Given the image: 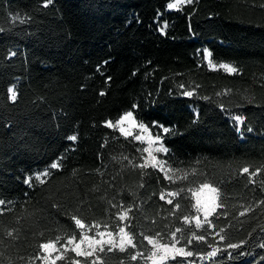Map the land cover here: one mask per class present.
I'll use <instances>...</instances> for the list:
<instances>
[{
    "label": "trees",
    "instance_id": "trees-1",
    "mask_svg": "<svg viewBox=\"0 0 264 264\" xmlns=\"http://www.w3.org/2000/svg\"><path fill=\"white\" fill-rule=\"evenodd\" d=\"M172 1L0 0V264H36L41 243L79 239L73 216L99 231L127 225L135 238L124 252L78 259L86 264H144L131 259L150 248L143 236L170 244L177 227L179 246L194 255L166 264H264V0L168 11ZM205 49L236 72L208 69ZM128 111L164 138L176 177L140 168L141 146L104 126ZM233 115L244 118L242 134ZM57 160L45 183H24ZM205 182L219 189L220 207L214 228L196 229L183 217L198 215L191 191ZM168 191L180 192L172 204ZM127 209L122 223L117 213ZM212 248L216 258H197Z\"/></svg>",
    "mask_w": 264,
    "mask_h": 264
},
{
    "label": "snow or ice",
    "instance_id": "snow-or-ice-1",
    "mask_svg": "<svg viewBox=\"0 0 264 264\" xmlns=\"http://www.w3.org/2000/svg\"><path fill=\"white\" fill-rule=\"evenodd\" d=\"M52 3V0H47V2L44 4V7H47L48 4ZM193 3V0H175V3H169L167 5L168 9H176V10H180V6L184 5V4H191ZM13 20H16V17H13ZM20 23H25L26 20H20ZM167 25L165 24L163 28L160 29L161 33L163 34L164 32V28H166ZM15 53H13L14 55ZM211 56V53L205 49L204 50V59L208 60L209 57ZM211 67H215V65H212L210 63ZM220 68L225 69L227 72L229 73H234L236 72V69L234 67H231L227 64H220L219 65ZM133 75H135V73H133ZM110 79V78H109ZM180 87L183 89L184 85L181 84ZM9 93L11 94V100L15 101L16 100V93H15V89L14 88H9L8 89ZM105 93L101 92L100 95L103 96ZM182 95L186 96V97H192L194 95L193 91H188L185 90L182 92ZM219 95V94H218ZM136 105H133V108H135ZM221 107V111H225V108L223 105L220 106ZM231 119H233L236 124H235V130L238 133H241V128L239 127V125L244 123V118L242 115H233L231 116ZM125 121H129L132 123H135L136 126H138L139 129H141L143 132H148L149 128L143 123V122H136L135 118L133 116V112L128 111L125 112L123 115H121L119 117V119L115 122V124L112 123V121H106L104 123L105 127H109V128H115L118 125H123ZM155 127H162L159 124H154ZM120 132L121 134L124 135H131V133H126L125 129L123 127H120ZM247 131L251 132L252 128H248ZM163 132L164 133H168L169 132V128L167 127H163ZM135 139L137 141H140L142 139L141 136L137 135L135 136ZM163 137H161L160 135H156L155 137H150V141H149V145L148 147H144L142 149V151L144 153H147L148 156L144 158V163L140 164L139 167L140 168H145L146 166H151L153 168H157L159 167V169L164 172V178L165 179H170L167 171L165 170V166L168 165V161L165 160H161L158 159V157L155 155V153H163L164 155H167L169 152V149L164 145L163 143ZM67 140L75 142L77 140V136L76 135H69L67 137ZM153 145H157L156 147H153ZM151 149V150H150ZM137 151H141L140 149H137ZM60 162L59 160L54 161L50 164V166L48 168H46L43 172L41 173H37L35 176V179L38 180L41 184L45 183V180L42 179V177H47L50 175V169H60ZM170 167V166H169ZM242 171L244 173H249V168L248 167H244L242 169ZM256 173H250V177L251 176H255ZM25 184H29V186H32V182H31V177H29L28 179H26L24 181ZM204 190H207V192L210 194L208 199L202 204L201 200L198 196H195L196 192H202ZM182 191V190H181ZM194 191V196H195V204H193V208L196 210L197 212V216L195 217H189V216H184L183 217V221L185 223H190L192 220L195 221V227L196 229H202L204 227L205 224H207L208 228H214L215 224L213 222L212 219H210L213 214L216 213L217 208L220 207V204L218 203V193H219V189L216 186H213L212 184L209 183H201L199 188ZM167 197H170V199H167V203L168 204H172L173 203V199L171 198H175L177 196L180 195L179 191H168L166 193ZM160 199L161 200H165V193L162 192L160 194ZM4 201L0 200V204H3ZM115 206V205H114ZM180 205L176 204L175 208L179 209ZM121 208L123 209V205H121ZM131 209H127V210H122L120 212L117 213L118 218L121 221H125L126 219H128V212H130ZM203 213V217L204 220L203 222L200 220L199 218V213ZM241 215H244L243 212H241ZM72 219L75 222V225L77 228L81 229L80 233H79V240L77 241V236L75 233H73V235L67 237L66 240V245H72L71 251L75 252L76 256H84L85 258L93 256L97 251L99 252H104L105 248L104 245L105 244H112V247L114 248L116 246V242L114 239L111 240H106L105 237V233H107L108 237H113V232L109 231L107 226H105V231L101 232L99 231V225H93L91 227H96L97 228V232L95 234V236L100 237V239H96L95 236H89L87 234V232L84 231L85 228H88L89 231L91 230V227L86 225L85 223L82 222L81 219L73 216ZM126 227L127 225L124 226H120L118 228V234H120V251L124 252L125 251V245H129L132 247H136V243H134V236L126 231ZM182 232V228L177 227L175 229L174 232L171 233V237H172V242L169 243H160L159 239H157L158 237L161 236L160 233L156 234V237L153 236H149V235H144L143 236V240L147 241V243L149 245H152V250L150 252V254L148 255V259L152 261V264H165L166 261L168 260H176L177 256H182V257H192L194 255V252L192 250H187L186 247L184 246H180L177 247V245H179L181 243V240L183 239V236L181 237H177V233H181ZM224 232V229L221 228L220 232H218L217 234L219 235L220 233ZM9 236L12 235L11 232L8 233ZM193 238L196 239L197 241H205V236L204 235H196L195 233H193ZM221 240L226 239L225 236L221 235ZM61 238L57 237V242H59ZM188 244L191 245V240L188 241ZM66 245H62V247L66 246ZM82 245H86L85 247H82ZM40 249L47 253L49 249H52L55 247V244L53 242H48V243H41L39 245ZM209 247H211V245H209ZM240 245L238 244H229L228 248L231 249H237L239 248ZM108 251L111 252L112 248H108ZM219 249L218 248H212L211 251L207 252V257L209 258V260H213V258H216L218 256L219 253ZM241 255L243 253H240ZM143 253L141 252H137L136 255H132L131 259L132 260H136L138 256H142ZM228 257L231 258L232 257V253H228ZM200 259H203V256L199 257ZM40 259L47 261L48 260V256H42L40 257ZM56 260H62L65 259V256L63 254L58 255L55 257ZM72 264H86L85 262H81V261H77V260H72ZM93 264H95V262H93ZM178 264H183V261L178 262ZM189 264H192V262H189ZM215 264V262H214Z\"/></svg>",
    "mask_w": 264,
    "mask_h": 264
},
{
    "label": "rangeland",
    "instance_id": "rangeland-1",
    "mask_svg": "<svg viewBox=\"0 0 264 264\" xmlns=\"http://www.w3.org/2000/svg\"><path fill=\"white\" fill-rule=\"evenodd\" d=\"M195 2H196V0H193V3H195ZM171 3H175V0H173ZM193 3H191V4H193ZM184 5H187V4H184ZM184 5H181L180 8H181L182 6H184ZM167 10H168V11H177L176 9H168V7H167ZM204 62H205V64H206L207 68L210 69V70H213V71H223V72L229 73V72H227L225 69L219 67V65H220L221 63H220V64H216V63H214L213 61H211L210 57H209L208 60H205V59H204ZM210 63H211L212 65H215V67H211V66H210ZM227 65H229V64H227ZM229 66H231V65H229ZM231 67H233V66H231ZM229 74H232V73H229ZM135 121H136V120H135ZM136 122H137V121H136ZM113 124H115V123H113ZM120 127H123V128L125 129V132H126V133H129V132H130L131 135H124V134H121V132H120V130H119ZM115 128L119 131V133H120L123 137H125V138H129V139H132L133 141L137 142V143L141 146V149H143L144 147H148V145H149V141H150V137H154V136L152 135V133L150 132V130H149L148 132H143L141 129L138 128V126H136L135 123H132V122H129V121H125L123 125H118V126H116ZM137 135H139V136L142 137V139H141L140 141H137V140L135 139V136H137ZM156 146H157V145H153V147H156ZM150 150H151V149H150ZM142 152H143V151H142ZM143 154H144V158L148 156L147 153H144V152H143ZM155 155L158 157V159H161V160H163V157L165 156L163 153H155ZM147 167H151V166L149 165V166H147ZM152 168H153V167H152ZM155 169H157L158 171H160V172L164 175V172H162V171L159 169V167H157V168H155ZM165 170L167 171V173H168L170 179H173L174 177H176L175 174H174V173H173V172H172L167 166H165ZM42 172H43V171H42ZM37 173H41V172H36V173H34L32 176H29V177H31V182H39L38 180L35 179V176H36ZM29 177H28V178H29ZM28 178H27V179H28ZM42 179H45V177H42ZM196 189H198V188H196ZM196 189H193V190H196ZM193 190L191 191V195H192V199H193L194 204H195V196H198V197L200 198V200H201V203L203 204V203L208 199V197H209V195H210V194L207 192V190H204V191H202V192H196V193H195V196H194V191H193ZM3 207H4L3 204H0V210H2ZM199 218H200V220L203 222L204 217H203V213H202V212L199 213ZM122 223H124V221H122ZM187 224H190V225L195 226V221L192 220L190 223H187ZM84 231L87 232V234H88L89 236H95V234H96V232H97V230H90V231H89L88 228H85ZM101 232H104V230H102ZM95 238H96V239H100V237H98V236H95ZM104 238H105L106 240L114 239L115 242H116V246H115L114 248L112 247V244H105V245H104V248H105V249L112 248V250H119V251H120V239H121V237H120V234H118V232L113 233V237H108V236H107V233H105V237H104ZM78 240H79V239H77V241H78ZM160 243H161V242H160ZM54 244H55V247L52 248V249H49L47 253H45V252L42 251V252H43L42 256H46V255H47V256H48V260L45 261V260L39 259V261H38L36 264H56V263L59 262V261H66V262H69V263L72 264V260H77V261H79L78 259H89V260H91V261H95V262L99 260V259H98V254L100 253L99 251H97L93 256H90V257H87V258H85L84 256H79V257H77L76 254H75V252L71 251L72 245H66V241H65L63 244H59V243H54ZM147 244H148V243H147ZM62 245H66V246L62 247ZM148 245H149V244H148ZM85 246H86V245H82V247H85ZM130 247H132V246L125 245V250L128 249V248H130ZM149 247H150V248H149V249H148V250H147L142 256H138V257H137V258L141 259L142 262H143L144 264H152V261L148 259V255L150 254V252H151V250H152V245H149ZM177 247H180V246L177 245ZM61 254H63V255L65 256V259H62V260H56L55 257L58 256V255H61ZM136 254H137V252L134 253V255H136ZM42 256H41V257H42ZM69 257H70V258H69ZM177 257H179V258H184V259H185V257H182V256H177ZM177 257H176V258H177ZM199 257H200V256H197L198 259H200ZM203 257H204V258H203V259H200V260H208V259H209V258L207 257V255H206V256H203ZM187 258H190V257H187ZM68 259H69V260H68ZM170 260H171V259H170ZM170 260H168V261H170ZM168 261H166L165 264H166Z\"/></svg>",
    "mask_w": 264,
    "mask_h": 264
}]
</instances>
